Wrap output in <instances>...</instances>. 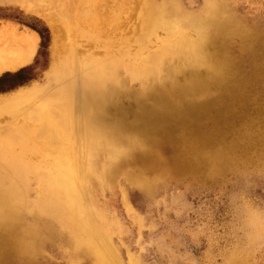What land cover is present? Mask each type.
I'll use <instances>...</instances> for the list:
<instances>
[{"label": "rangeland", "instance_id": "rangeland-1", "mask_svg": "<svg viewBox=\"0 0 264 264\" xmlns=\"http://www.w3.org/2000/svg\"><path fill=\"white\" fill-rule=\"evenodd\" d=\"M95 1L115 19L114 47L137 48L145 41L147 28L140 24L149 13L140 14L138 0ZM52 2L0 1V30L12 27L39 38L33 60L18 79L5 83L4 90L12 89L1 96L42 83L47 75L52 33L45 16ZM27 3L39 11L26 9ZM171 4L195 47L182 43L170 50L165 72L146 88L128 83L114 102L118 107L106 108L114 120L84 132L95 150L109 142L112 128L114 140H130L117 145L113 160L103 165L116 168L107 184L91 178L78 186L84 201L93 203L83 214L95 209L100 215L92 221L91 238L106 237L107 244L91 248L81 223L65 211H50L49 197L35 193L36 180L24 186L28 198L0 219V264H264V0ZM31 27L48 30L46 49ZM157 34L147 43L151 52L173 43ZM142 96L147 102L136 104ZM12 116H0L1 122L12 125ZM27 152L36 154L34 148ZM14 167L6 165L1 173L6 182L0 196ZM77 176L88 178L84 172Z\"/></svg>", "mask_w": 264, "mask_h": 264}, {"label": "bare ground", "instance_id": "bare-ground-1", "mask_svg": "<svg viewBox=\"0 0 264 264\" xmlns=\"http://www.w3.org/2000/svg\"><path fill=\"white\" fill-rule=\"evenodd\" d=\"M52 1V6L49 5L52 12L45 16L52 33L47 75L42 83L0 95V116L16 115L8 126L0 118V185L6 182L1 175L6 165H15L8 191L0 196V219L7 220L13 208L28 198L30 191L24 190V186L37 180L35 193L49 197L48 209L65 211L71 221L81 223L84 240H90L91 248L99 249L107 244L106 237L97 240L91 236L95 234L92 221H98L100 215L95 209L90 211L92 216L83 214L93 203L91 199L84 201L83 188L78 186L88 184L91 178L99 179L101 186L107 184L116 168L105 170L103 165L113 160V149L117 145L127 146L130 140H114L112 128L108 131L109 142L95 150L94 139H87L84 132L114 120L106 108L118 107L114 102L125 94L128 83L136 81L146 88L165 72L164 61L170 50L179 48L182 43H187V47L195 45L187 31L179 26V15L171 8L173 0H165L162 6H156L151 0H138L140 14L143 10H148L145 13L149 14L140 24L147 28L145 41L139 42L137 48L129 44L120 48L113 46L119 36L115 19L112 12L95 5V0ZM26 6L30 11H39L28 3ZM158 32L168 37V41L175 40L151 52L147 43L152 38L157 40ZM38 39L33 32L2 28L0 75L29 65ZM153 57L157 62L151 65L148 59ZM147 99L142 96L136 104L144 105ZM29 148H34V156L28 154ZM45 151L51 154L43 157ZM80 172L88 177L84 182L77 176ZM44 181L47 184L43 185ZM76 189L80 194H75ZM83 238L80 240L84 241Z\"/></svg>", "mask_w": 264, "mask_h": 264}, {"label": "trees", "instance_id": "trees-1", "mask_svg": "<svg viewBox=\"0 0 264 264\" xmlns=\"http://www.w3.org/2000/svg\"><path fill=\"white\" fill-rule=\"evenodd\" d=\"M32 30H34L40 37V47L41 49H46L48 47V43H49V33L48 30L43 27V29H37L36 27H31ZM39 54V52H38ZM26 70V68H22L19 71L15 72V73H5L4 75H2L0 77V93H4L5 91H7L8 89L11 90L12 88H8L7 90H4V85L5 83L10 79V78H19L21 76V74ZM21 81L19 82V84L17 86H20Z\"/></svg>", "mask_w": 264, "mask_h": 264}, {"label": "crops", "instance_id": "crops-1", "mask_svg": "<svg viewBox=\"0 0 264 264\" xmlns=\"http://www.w3.org/2000/svg\"><path fill=\"white\" fill-rule=\"evenodd\" d=\"M36 53V52H35ZM33 60V59H32Z\"/></svg>", "mask_w": 264, "mask_h": 264}]
</instances>
